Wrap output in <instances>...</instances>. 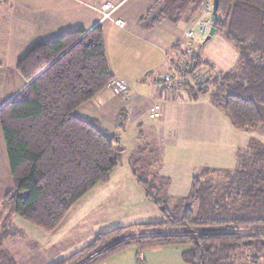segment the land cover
Returning <instances> with one entry per match:
<instances>
[{"label": "trees", "instance_id": "obj_1", "mask_svg": "<svg viewBox=\"0 0 264 264\" xmlns=\"http://www.w3.org/2000/svg\"><path fill=\"white\" fill-rule=\"evenodd\" d=\"M213 1L156 0L144 19L155 14L150 27L160 22L175 25L193 19L203 4ZM217 34L237 50L234 69L213 73L211 63L196 54L183 60L188 54L181 52L179 59L187 63V71L179 69V59L173 69L190 81L172 82L171 72L166 81L187 101L207 96L234 129L255 135L264 127V0H218ZM16 68L25 86L0 108L12 180L0 207L51 232L87 192L108 182L123 157L117 135L101 131L99 120L76 114L114 79L103 28L98 24L88 32H66L41 42ZM202 68L212 73L199 78L197 71ZM125 120L121 108L115 127L123 128ZM138 136L145 135L139 131ZM255 136L236 149L235 168L194 167L188 194L171 207L164 202L169 180L159 175L161 164L149 170L143 160L131 156L132 174L145 197L157 206L161 220L98 233L81 250L54 264H102L131 246L138 250L137 264H146L141 251L169 244L187 247L181 256L185 264H236L240 252L251 264H261L264 144ZM0 256L1 261L6 255Z\"/></svg>", "mask_w": 264, "mask_h": 264}, {"label": "crops", "instance_id": "obj_2", "mask_svg": "<svg viewBox=\"0 0 264 264\" xmlns=\"http://www.w3.org/2000/svg\"><path fill=\"white\" fill-rule=\"evenodd\" d=\"M70 1L73 3L71 15L75 21L80 22L79 25L76 23L62 24L59 17L54 16L59 12L54 15L45 14L49 7L47 10L41 11L37 7H32L33 15L38 16L35 22L28 23L32 17L23 7L21 1L2 0L0 8L3 10L0 9V13H2L0 15L9 18V24H12L9 34L13 38H17L19 34L23 33L27 35L31 30L41 38L55 39L59 34L62 35L66 32L80 30L88 32L98 24L102 26L106 59L113 78L128 84L129 91L122 92L107 86L91 100L78 107L76 114L83 118H95L100 123L114 127L118 112L123 108L126 113L125 125L138 123L141 127L138 129L143 134L153 135L155 143L159 148H162L163 153L158 173L162 178L169 180L166 196L185 197L190 190L191 177L196 166L222 169L224 164L231 162L233 158L236 162V149L248 144L250 140L248 133L234 129L226 116L212 106L207 98L187 101L181 90L175 89L174 84L171 85L169 81L163 79L172 71L177 56L181 52L192 53L193 41L185 38V33L189 30H192L195 35L198 33L200 24L205 20L198 18L200 13L189 21L178 22L175 25L160 22L150 27L151 19L155 14L148 19H144V15L156 0H103L96 3L95 6L81 3L83 8L80 12H83L84 16H80L79 19L75 6L77 1ZM18 3L21 4L20 9L15 8ZM105 3L116 7L110 17L106 19L103 18L100 11L101 6ZM66 14H68V10ZM214 36L215 34L211 38ZM20 49L21 47L15 46L10 49V55L5 62L0 59V73L3 72V75L0 76V95H2L0 100L7 98L10 101L25 86L22 77L9 70L10 68L13 71L15 68L16 61L15 59L13 61V57L18 56L19 61L30 50L25 54L15 55L20 52ZM237 59L238 54H236V61ZM211 64L221 71L218 66ZM205 73L198 77H207ZM177 96L183 98L179 99ZM152 102L160 106L159 118L151 117L149 108ZM144 123H146V128H143ZM255 135L260 136V133ZM169 151L175 153L174 157L168 155ZM117 170L118 168L110 173L108 183L98 184L78 200L52 232H57L61 228L63 231L84 228L86 222L95 221L91 218L99 222L107 207L115 209L123 199L132 195L133 191L137 190L135 186L127 187L129 184L127 182L136 183L132 170L131 176L116 174ZM136 185L138 186L137 183ZM5 212L6 214H4ZM14 216L6 209H2L0 212V218L2 217L3 221L8 223L10 230V233L7 234L6 227L0 224V237H3L0 253L6 255L4 260L7 264L9 262L16 264V257L13 256L12 249L15 244H24L23 240H25V245L32 249L38 259L36 249L26 242V236L22 230L12 224ZM141 218L146 220L141 223L152 222L146 219L148 218L146 216H141ZM132 224L138 223H122L120 219L118 221L109 219L106 222V227H103L105 229L93 234L92 238L98 233L112 228ZM10 239H14L13 242L16 241L14 246L7 243ZM36 245L39 247L38 244ZM52 247L53 242H48L43 248L44 253L52 256ZM186 249L185 245L169 244L145 249L139 255L146 264H185L181 256ZM137 256L138 250L131 246L113 255L102 264H137ZM0 259H2L1 256Z\"/></svg>", "mask_w": 264, "mask_h": 264}, {"label": "rangeland", "instance_id": "obj_3", "mask_svg": "<svg viewBox=\"0 0 264 264\" xmlns=\"http://www.w3.org/2000/svg\"><path fill=\"white\" fill-rule=\"evenodd\" d=\"M1 1L2 0H0V2ZM12 1H19V2L21 1L23 7L27 10L28 13L31 14L32 18H30L31 20L28 18L29 19L28 23L35 22L38 16V15H33L31 11L32 7H37L39 11L47 10V8L49 7L45 14L54 15L56 12H59L54 16L56 17L58 16L62 24L64 23H69L71 25L72 23H76L77 25L80 24V22L75 21V19L71 15V8L73 7V3L70 0H12ZM76 1L77 3L75 6L77 8V18L79 19L80 16H84V13L80 12L81 8H83V5H81V3H86L87 5L95 6L96 3L103 0H76ZM207 3L212 4L211 2H207ZM102 6L100 8L101 15H102ZM15 8L20 9L21 4L20 3L16 4ZM0 9L3 10L2 8ZM67 10H68V14H66ZM203 11L204 10L201 9L200 14L198 15V18H200V20H204L208 16L210 17V14L208 12L203 13ZM9 22L10 20L7 16L0 15V59L4 62L6 58H8V56L10 55V49L15 46L21 47L20 52L15 53V55H21L22 53L25 54L29 49H31L36 44H38V42L41 43V41L44 42L54 39V38H41L38 34L32 32L31 30H29V33L27 35L23 33L22 35L19 34L18 35L19 37L13 38L9 34L10 33L9 30L12 26V24H9ZM71 29H75V28H71ZM206 35L204 37H201L198 33H196V37L192 40L194 44L192 53L188 54L186 58L183 60L190 59V56L192 54H196L199 56V58L202 61L213 63L216 66H218L221 69V71L227 72L234 69L237 65L236 48L232 46L230 43H227L219 34L215 35L213 37L214 39L210 37L208 41H204ZM17 57L18 56L13 57V61L14 59L16 61V64L14 65L15 67L14 70L12 71V69L10 68L9 70H11V72L16 74L17 76H19L20 74L16 68L17 61L19 59V58L17 59ZM179 58L180 56L178 55L177 59ZM181 63L184 64L183 61ZM218 71L220 70L214 67L213 73ZM170 72L173 79L172 82L183 81L184 79L190 81L189 78L181 77V73L179 70L172 69V71ZM204 72H206L205 75H210L212 73V71H209L207 68H202L200 71L197 72V74L198 76H202ZM2 75L3 72L0 73V76ZM1 97L2 95H0V99H2ZM204 98H207V96H203L202 99ZM7 101H8L7 98H3V100H0V107L5 105ZM98 125L101 131H104L107 135L109 136L117 135L119 139V146L124 149L123 158L121 159L116 174L131 176V168L129 166V158L131 156H133L134 159L143 160L144 164L148 165L149 170H153L156 166H158L160 162H162L163 159L162 148H159L156 145L155 143L156 140L154 139L155 137L153 135H148L147 133L144 134L145 135L143 136L144 138L138 136V132L140 131L138 127L141 128L140 124L138 123H135L133 125L127 124L124 125L123 128L108 126L104 123H99ZM143 128H146V123H144ZM258 133H260V136H255L253 134H248V136H250V138L251 136H255L264 144V127H262ZM142 150L144 151L141 153ZM174 154H175L174 152L170 153L169 151L168 155L172 157ZM195 161L197 163L198 159ZM235 163H236L235 159L233 158L231 162L230 161L226 162L224 164L225 166H223L224 168L222 169H233L235 167ZM136 183L127 182L128 188L130 186L131 187L135 186L137 190L133 191L132 195H129L128 197L123 199L121 201V204L118 205L115 209H112V207H107L106 208L107 210H105L102 214L101 221L97 222L96 219L91 218V220H95V221L86 222L84 224L85 226L84 228H80V229L74 228L71 231H63L61 228L57 232L53 233L52 231L48 232L42 230L34 226L33 224L29 223L28 221L24 220L23 218L15 215L12 219V224L22 230V232L26 236V242H28L32 248L36 249V254L38 256L37 259L32 249L25 245V240H23L24 244L23 243L21 245L15 244L14 246V243L16 241L13 242L14 239H10L7 241V243H10L11 245L14 246V249H12V253L13 256L16 257V264H54L58 261L64 260L70 257L72 254L81 250L84 246L87 245L88 242H91V240L93 239L92 238L93 234H96L101 229H105L103 227H106V222L109 219L110 220L116 219L117 221L120 219L122 223H127V222L141 223L146 221V220H142L144 218H141V216H146L148 217L146 219H148L149 221L152 222L160 221L162 217L157 206L152 201L148 200L145 197V193L143 189L139 185L137 186ZM11 186L12 184L9 175L8 162H7L5 147L2 138V131L0 127V200L3 194ZM166 197L168 200H165L164 202L167 207L173 206L180 199L178 197H172V196H166ZM0 212H2V208H0ZM4 214H6V212ZM0 224L6 227L7 234L10 233L9 225L8 223H5L3 221L2 217L0 218ZM48 242L51 243L53 242L52 256L44 253L43 251V248L48 244ZM36 244H38L40 248L37 247ZM235 261L236 264H251L248 261L247 254L245 252L238 253ZM0 264H7V262L5 260H1ZM261 264H264V262H261Z\"/></svg>", "mask_w": 264, "mask_h": 264}, {"label": "built area", "instance_id": "obj_4", "mask_svg": "<svg viewBox=\"0 0 264 264\" xmlns=\"http://www.w3.org/2000/svg\"><path fill=\"white\" fill-rule=\"evenodd\" d=\"M116 7L111 5L110 3H105V5L103 4L102 6V15L103 18H109L111 13L113 12V10ZM205 12H208L210 14L211 11V4L209 3H205L203 4V8H202ZM210 17L208 16L207 18H205L204 21H202V23L199 26V30L198 33L200 36H205L206 32H207V28L210 25ZM196 37V35L194 34V32L192 30H189L185 33V38L189 39V40H193ZM187 63H182L179 65V69L181 71H187ZM170 76V74L168 75ZM168 76L166 78H168ZM108 87H112V88H116L118 91H122V92H128L129 91V86L128 84H126L124 81H119L117 79H113L112 81H110L108 83ZM150 112H151V117L152 118H159L160 117V106L157 103L152 102L149 108Z\"/></svg>", "mask_w": 264, "mask_h": 264}, {"label": "water", "instance_id": "obj_5", "mask_svg": "<svg viewBox=\"0 0 264 264\" xmlns=\"http://www.w3.org/2000/svg\"><path fill=\"white\" fill-rule=\"evenodd\" d=\"M217 9H218V0H214L211 4V14H210L211 25L206 37L204 38V41H208V39H210V37H212L216 33ZM163 79L167 80V78H163Z\"/></svg>", "mask_w": 264, "mask_h": 264}]
</instances>
